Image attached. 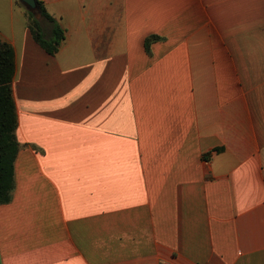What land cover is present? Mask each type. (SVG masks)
Masks as SVG:
<instances>
[{
    "label": "crops",
    "instance_id": "1",
    "mask_svg": "<svg viewBox=\"0 0 264 264\" xmlns=\"http://www.w3.org/2000/svg\"><path fill=\"white\" fill-rule=\"evenodd\" d=\"M38 1L53 55L0 0L20 144L0 264H264V0Z\"/></svg>",
    "mask_w": 264,
    "mask_h": 264
},
{
    "label": "trees",
    "instance_id": "2",
    "mask_svg": "<svg viewBox=\"0 0 264 264\" xmlns=\"http://www.w3.org/2000/svg\"><path fill=\"white\" fill-rule=\"evenodd\" d=\"M40 17L51 23V33L46 37L40 24L30 11L27 13V26L33 40L47 53L55 54L65 38V30L50 15L41 1L37 0ZM154 37L145 39L148 49ZM15 74L14 53L11 46L0 38V203L8 202L14 185L13 164L20 144L16 137L18 114L13 97L12 82Z\"/></svg>",
    "mask_w": 264,
    "mask_h": 264
},
{
    "label": "water",
    "instance_id": "3",
    "mask_svg": "<svg viewBox=\"0 0 264 264\" xmlns=\"http://www.w3.org/2000/svg\"><path fill=\"white\" fill-rule=\"evenodd\" d=\"M26 10L30 11L36 18L40 17V9L37 0H18Z\"/></svg>",
    "mask_w": 264,
    "mask_h": 264
}]
</instances>
